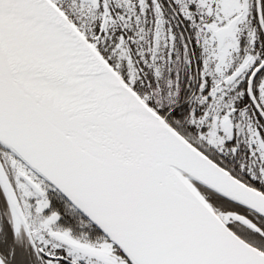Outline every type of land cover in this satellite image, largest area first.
<instances>
[{
	"label": "snow or ice",
	"instance_id": "1",
	"mask_svg": "<svg viewBox=\"0 0 264 264\" xmlns=\"http://www.w3.org/2000/svg\"><path fill=\"white\" fill-rule=\"evenodd\" d=\"M0 264H264V0H0Z\"/></svg>",
	"mask_w": 264,
	"mask_h": 264
}]
</instances>
